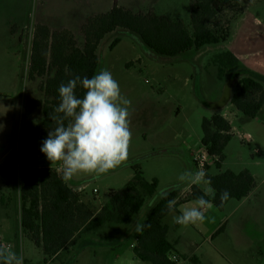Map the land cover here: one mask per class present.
Segmentation results:
<instances>
[{
  "label": "rangeland",
  "instance_id": "1",
  "mask_svg": "<svg viewBox=\"0 0 264 264\" xmlns=\"http://www.w3.org/2000/svg\"><path fill=\"white\" fill-rule=\"evenodd\" d=\"M191 2L0 0V166L8 162L12 174L9 183L0 177V198H4V203L0 201V243L22 254L24 264H148L135 260L132 231L137 224L143 223L153 202L163 196L162 193L180 188L176 201L188 199L192 185L187 189L189 184H181L178 177L186 170L201 168L195 167L191 157L201 146L203 119L212 117L213 103L219 96L237 94L240 86L237 78L245 74L240 68L246 63H254L264 71V0L216 4L218 12L209 27L217 30L230 23L229 41L175 58L154 55L124 30L109 35L98 50V73L102 69L109 70L118 81L122 94L131 101L129 158L108 174L99 177L77 174L67 183L78 192L82 190L81 200L89 204L92 213H97L112 194L125 190L134 177L135 168L140 169L147 182L158 180L157 194L128 224L105 225L94 232L98 237L91 240L96 243L85 239L78 248V239H75L51 259L20 229L19 156L26 137L43 120L45 101L41 87L44 79L31 80L28 75L37 27L47 26L52 33H68L77 47L83 49V30L90 18L117 6L134 14L152 13L179 20L192 33ZM115 38H120L121 42L110 50ZM223 52L235 53L240 66L219 78L218 67L212 61ZM31 103L34 106L29 112L27 106ZM243 119L245 117L240 115L234 121V127L243 136L232 138L220 171L238 174L247 170L257 175L256 181L260 184L264 181V119L260 116L253 121ZM246 133L252 135V142L243 140ZM40 145L39 140L37 153L30 157L27 166L30 169L53 168L62 174L59 164L51 165L41 154ZM209 165H212L210 175L219 173L214 162L202 168L205 170ZM199 184L207 186L203 182ZM94 190H97L96 194ZM174 215H177L176 211L169 214L164 223L167 221L172 225Z\"/></svg>",
  "mask_w": 264,
  "mask_h": 264
},
{
  "label": "trees",
  "instance_id": "2",
  "mask_svg": "<svg viewBox=\"0 0 264 264\" xmlns=\"http://www.w3.org/2000/svg\"><path fill=\"white\" fill-rule=\"evenodd\" d=\"M236 1L192 0V33L179 20L158 17L152 13L134 14L114 6L109 12L90 18L83 30V49L77 47L68 33H52L47 26L37 27L28 75L31 80L44 79L41 87L45 101L42 106L43 120L26 137L24 150L19 156L20 229L43 250L45 256L55 259L75 239L92 234L105 225L128 224L141 213L147 201L156 196L159 186L157 179L147 182L140 169L135 168L134 177L125 190L112 194L97 213H92L89 204L82 202V194L65 182L62 174L53 168L30 169L27 166L30 157L37 153L39 140L42 144L50 128L55 126L49 115L54 114V109L58 106L59 85L71 78L65 72L66 66L73 75L81 78H91L97 74L100 66L99 47L109 35L119 30L128 32L148 51L160 57L175 58L190 51H200L206 46L226 43L232 34L230 23L217 30L210 28L209 24L218 12L216 4L230 5ZM120 42V38H115L110 50ZM212 62L218 67L219 78L240 66L239 60L231 52L217 54ZM239 84L238 92L230 102L244 117L256 119L264 107V83L242 75ZM83 94L84 90L78 87L76 95L82 97ZM227 102L213 108L219 109ZM33 106L32 103L29 104L27 111L30 112ZM202 131L201 145L209 156L217 158L214 166L220 170L225 160L226 147L233 137L231 125L222 116L214 114L209 119H203ZM205 170H209V166ZM0 177L6 183L11 181L8 162L0 166ZM207 178L211 181L209 186L214 190L215 196L205 198L211 200L219 210H223L232 200H244L255 188V179L247 170L238 174L231 171L217 175L207 173ZM225 190L230 193V198L221 204L220 194ZM179 192L180 188H173L166 192V196L156 199L141 224L145 225L143 231H132L133 252L137 260L148 264H175L171 258L179 254L167 238L168 227L164 224V219L170 214L166 208L167 201L177 200ZM201 195L204 193L200 187L192 185L191 195L187 200H196ZM0 201L4 203V198L1 197ZM187 262L202 264L197 258H191Z\"/></svg>",
  "mask_w": 264,
  "mask_h": 264
},
{
  "label": "clouds",
  "instance_id": "3",
  "mask_svg": "<svg viewBox=\"0 0 264 264\" xmlns=\"http://www.w3.org/2000/svg\"><path fill=\"white\" fill-rule=\"evenodd\" d=\"M65 72L71 78L58 87L59 103L54 114L49 115L55 126L48 131L40 151L51 165L59 164L65 182L77 174L96 177L108 174L129 158L131 101L122 94L118 81L107 69L91 78L73 75L67 66ZM78 87L84 90L82 97L76 95ZM178 180L189 185L211 183L203 168L186 170ZM206 196L214 197V190L206 189L204 195L196 199L195 206L184 207L179 215L173 216V222L182 226L203 223L208 219L206 212L214 207ZM229 198L230 193L223 191L221 204ZM176 204L175 199L167 201L170 214L176 211ZM144 227L137 224L136 231L141 232ZM0 264H24V256L0 245Z\"/></svg>",
  "mask_w": 264,
  "mask_h": 264
},
{
  "label": "crops",
  "instance_id": "4",
  "mask_svg": "<svg viewBox=\"0 0 264 264\" xmlns=\"http://www.w3.org/2000/svg\"><path fill=\"white\" fill-rule=\"evenodd\" d=\"M232 54H234L237 59L239 58L235 53ZM240 70L241 72H245V74L242 75L250 76L264 83V71H261L262 69L260 66L257 67L254 63H246L245 67H241ZM251 74L260 77H254ZM241 78L242 77L237 78L239 83ZM232 96L229 95V100H225L226 97L224 96V98L223 95L219 96L213 103V106L216 107L222 102H228L219 109H215L213 115L218 114L228 121L231 125V135L233 137L234 135L239 137L243 136V134L236 130L234 121L238 119L240 115H243L231 104L230 99ZM259 116L264 119V107L258 117ZM245 119L248 118L245 117ZM256 119L248 120L253 121ZM244 136L250 137L248 143L252 142L251 134L246 133ZM255 152L259 153L258 150ZM195 167L197 166L195 165ZM211 167L212 165H209V169ZM220 170L219 173L225 172ZM205 171L209 173V170ZM251 175L255 179V188L251 194L242 201H230L223 210H219L213 204L214 207L206 212L208 219L203 223L188 226L178 225L174 222L170 225L167 221L164 223L168 227L167 238L169 242L173 244L179 256L186 258L187 261L191 258H197L202 264H264V188L262 187L264 181L258 184L256 181V178H258L257 175ZM195 185L199 186L203 193L206 189L211 188L208 183H206L207 186L199 183ZM190 186L191 185H187V189ZM195 201V199H189L184 202H177V215L180 214L184 207L195 206ZM95 233L93 232L83 238H79L78 248H80L79 245L82 240L86 239L85 241L92 242V237L97 238L98 236H96ZM94 243L96 242H92V244ZM135 260L139 261L136 258Z\"/></svg>",
  "mask_w": 264,
  "mask_h": 264
},
{
  "label": "built area",
  "instance_id": "5",
  "mask_svg": "<svg viewBox=\"0 0 264 264\" xmlns=\"http://www.w3.org/2000/svg\"><path fill=\"white\" fill-rule=\"evenodd\" d=\"M245 139L243 140H246L247 142L250 141V137L249 136H245L244 137ZM192 160H193V163L195 165H197L198 167H205L206 164H209L210 162H215L217 160L216 157H211L207 154V152L204 150V148L201 146H199L197 149H196V153L193 154V157H192ZM80 192H82V190L80 189L79 190ZM97 193V190H94V194ZM191 193V192H189ZM172 261L175 263V264H188L187 260L183 259L182 257L180 256H172Z\"/></svg>",
  "mask_w": 264,
  "mask_h": 264
},
{
  "label": "water",
  "instance_id": "6",
  "mask_svg": "<svg viewBox=\"0 0 264 264\" xmlns=\"http://www.w3.org/2000/svg\"><path fill=\"white\" fill-rule=\"evenodd\" d=\"M228 97L225 98V100H229V95H227Z\"/></svg>",
  "mask_w": 264,
  "mask_h": 264
}]
</instances>
